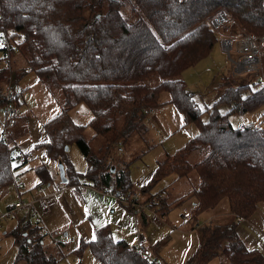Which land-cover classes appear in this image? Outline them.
<instances>
[{
    "label": "trees",
    "instance_id": "trees-1",
    "mask_svg": "<svg viewBox=\"0 0 264 264\" xmlns=\"http://www.w3.org/2000/svg\"><path fill=\"white\" fill-rule=\"evenodd\" d=\"M222 9L233 21L231 28L264 36V0H0V33L5 44L0 50L6 60L0 67V111L7 102L19 105V93L11 87L13 76L19 80L33 72L39 81L58 83L63 110L45 125L47 153L57 155L61 147L74 143L90 163L82 178L97 190L113 187L114 193L124 194L131 190L128 175L113 177L104 171L102 162L90 156L83 130L91 128L93 137L111 146L124 139L145 115L144 109L173 104L184 125L194 124L197 132L173 155L158 161L152 181L140 192H147L168 175L184 178L195 172L198 182L191 194L190 227L199 230L200 240L194 264H207L222 254L226 264H264V255L248 249L240 239L236 223L195 226L196 217L222 199L241 220L264 203V127H233L221 122L224 116L217 112L221 105L228 107L226 114L255 110L264 104V84L228 73L223 76L224 91L210 108L200 110L180 78L183 70L206 57L216 43L209 19ZM125 10L135 15L133 21L127 20ZM14 50L26 58V66L17 71L9 60ZM156 78L159 81L152 83ZM8 91L15 97H5ZM162 93L168 94L167 100L161 101ZM78 103L91 114L85 125L72 123L67 114ZM205 112L208 118L204 121ZM198 148L208 152L190 164L188 158ZM12 151L0 140V190L14 179ZM60 161L66 183L76 185L79 176ZM37 172L45 178L44 167ZM150 202L151 208L156 206ZM28 223L13 233L20 256L26 264H55L43 247V235ZM85 245L101 264L157 263L140 257L134 245L115 240L107 226L95 231V239L82 243L79 255Z\"/></svg>",
    "mask_w": 264,
    "mask_h": 264
},
{
    "label": "rangeland",
    "instance_id": "rangeland-1",
    "mask_svg": "<svg viewBox=\"0 0 264 264\" xmlns=\"http://www.w3.org/2000/svg\"><path fill=\"white\" fill-rule=\"evenodd\" d=\"M124 15L128 21L135 18L129 10H125ZM228 19V26L223 31L260 35L257 32H245L239 27L231 28L233 21L229 16ZM215 35L217 41L209 54L180 73V78L200 110L210 108L217 100L224 91L223 76L229 73V63L220 47L219 36ZM0 45H3L2 33ZM9 60L14 71L26 66L25 56L17 50H14ZM5 65L6 60L0 50V67ZM254 78L252 74L245 76L247 80ZM158 81L156 78L152 83ZM11 87L19 93L18 116L9 120L0 111V135L6 134V144L14 151L11 159V167L14 168L13 182L0 190V264H26L19 254L13 235L17 228L23 227L25 212L28 214L24 222L28 221L31 227H43L38 232L43 235V247L56 260L55 264H101L95 260L88 246H82L80 255L77 250L82 243L93 240L97 229L106 226L113 238L112 229L121 236L125 234L129 244L138 240H143L144 243L148 241L157 264H194L193 254L200 240L199 230L190 227L194 204L191 194L198 182L195 172L192 171L184 178L168 175L153 184L147 192H140L152 181L158 161L167 154L173 155L194 136L197 132L194 124L184 125L182 115L173 104L168 103L153 108L149 114L139 118L134 127L126 132L124 139L111 146L103 138L93 137L91 128L83 130L82 137L90 148L89 154L102 162L103 170L110 171L113 177L122 173L128 175L131 190L124 194L136 192L140 193L141 198L160 194L149 198L158 207L145 210L148 214L147 221L136 225L133 214L125 203L119 202L113 195H109L107 201H104L103 194L89 180L82 182V176H85L90 163L74 143L67 144L66 148L61 147L63 151L57 155L47 153L43 146L48 139L46 123L63 110L61 86L51 80L39 81L33 72H28L19 80L13 76ZM167 99L168 94L162 93L161 101ZM217 112L224 116L221 122L230 123L233 127H240L241 124L264 127V104L253 111H234L228 114V107L221 105ZM67 114L71 122L78 125H85L91 117L89 109L83 103L70 108ZM207 118L208 112H205L202 120ZM207 152V148L196 149L190 154L188 162L194 164ZM20 156L25 157V163H22ZM60 160L65 168L69 164L79 176V186L61 182L58 169ZM40 167L45 168L44 179L37 172ZM18 183H22L24 189L17 190ZM81 183L89 186H81ZM55 194H60V201H54ZM39 197H45L50 204L48 230L41 221L34 224L35 215L42 218V213L36 208ZM149 200L140 199V202L149 203ZM15 202L24 205L33 203L34 208L18 209L7 217V207L13 206ZM226 203L227 200L222 199L214 208L201 212L196 217L197 223L204 224L211 215L221 213ZM224 215L221 217L226 219ZM43 230L46 231L45 234ZM226 263V257L222 254L207 264Z\"/></svg>",
    "mask_w": 264,
    "mask_h": 264
},
{
    "label": "built area",
    "instance_id": "built-area-1",
    "mask_svg": "<svg viewBox=\"0 0 264 264\" xmlns=\"http://www.w3.org/2000/svg\"><path fill=\"white\" fill-rule=\"evenodd\" d=\"M228 16L222 9L219 11L213 18L209 21L210 28L213 30L217 36H219L220 47L225 53L227 61L229 63V73L233 77H241L244 75L252 74L255 76V79L252 81V84L260 83L264 84V36L252 33H238L233 32L229 33L223 31V28L228 26ZM5 47V44L2 45ZM12 98L15 97L13 91L6 92L5 97ZM152 108H146L143 110L144 114H149ZM2 115L9 120H12L18 115V106L13 102H7L1 109ZM246 125L240 126L244 127ZM7 136L5 133L0 135L1 141H6ZM118 150L121 151V147L118 146ZM21 161H24V157H21ZM86 179L82 178V182H85ZM77 186H79L77 184ZM81 186H89L88 184L81 183ZM17 190L24 189L22 183L16 184ZM103 194V200L107 201L109 195H113L119 202L125 203L133 214V221L136 225L139 224V213L141 210H151V202H140L141 196L140 193H129V194H117L113 190L103 189L99 190ZM166 198L165 196H163ZM54 198L58 200L60 198L59 194H55ZM38 207L47 211L49 209L48 201L45 197H39L37 199ZM34 208V204L30 203L24 205L21 202H15L12 208L7 209L6 216L9 217L13 214L15 210L22 208ZM41 221L40 216L35 215L34 224H39ZM38 226V231L42 230L43 227ZM45 230L43 233L45 234ZM137 253L140 257L144 258L148 263L153 262L154 258L152 252L145 245L143 240H138L134 245ZM157 264V263H156Z\"/></svg>",
    "mask_w": 264,
    "mask_h": 264
},
{
    "label": "crops",
    "instance_id": "crops-1",
    "mask_svg": "<svg viewBox=\"0 0 264 264\" xmlns=\"http://www.w3.org/2000/svg\"><path fill=\"white\" fill-rule=\"evenodd\" d=\"M241 125L243 126V124H241ZM22 163H25V162L23 161ZM108 189L114 190L113 187H110ZM143 196H144V194L142 195V197ZM148 196L141 198V199L146 200V199H149L150 197L153 198V195H148ZM60 200H61V197L58 200H56L54 198L55 202L60 201ZM53 204L54 203H52V205ZM224 206H226V207L221 210V213H216L213 216L211 215L210 219L206 220V223L201 224V223H197L198 222L197 221L196 227L201 226V225H207V224L228 225V224L236 223V232H237L238 236L240 237V239L244 242L245 246L248 249H256L264 255V203L263 202L258 203L255 206L253 213L247 219H242V220L235 217V215L230 211L228 202ZM157 207L158 206L156 205L153 208L156 209ZM36 208L38 209L39 212L42 213L41 223L48 230V227H47L48 221L47 220H48V216L50 214L49 213L50 204H49V209L47 211L41 210L38 207V205L36 206ZM27 214L28 213L25 212L23 220L27 219ZM223 214H225L224 217H227L226 219L221 217V216H223ZM147 215L148 214L145 210H141L139 213V223L146 222L148 219ZM217 218H219L220 220L217 221L216 220ZM23 220H22V222H24ZM212 220H213V222H211ZM223 220H225V221H223ZM214 221H216V222H214ZM112 234L114 235V238L116 240H124L126 242L128 240V238H126L125 234L121 236L119 233H116L114 229H112ZM135 243L136 242L131 243V245H135ZM145 245L152 252L150 246L148 245V241L147 242L145 241ZM152 256L156 260L153 252H152Z\"/></svg>",
    "mask_w": 264,
    "mask_h": 264
},
{
    "label": "water",
    "instance_id": "water-1",
    "mask_svg": "<svg viewBox=\"0 0 264 264\" xmlns=\"http://www.w3.org/2000/svg\"><path fill=\"white\" fill-rule=\"evenodd\" d=\"M11 154H13V151L11 152ZM58 169H59V175H60L61 182L62 183H66L64 168H63V165H62L61 161L58 162ZM111 171H113V169H111Z\"/></svg>",
    "mask_w": 264,
    "mask_h": 264
},
{
    "label": "snow or ice",
    "instance_id": "snow-or-ice-1",
    "mask_svg": "<svg viewBox=\"0 0 264 264\" xmlns=\"http://www.w3.org/2000/svg\"><path fill=\"white\" fill-rule=\"evenodd\" d=\"M0 46H2V45H0ZM93 239H95V236H93Z\"/></svg>",
    "mask_w": 264,
    "mask_h": 264
}]
</instances>
